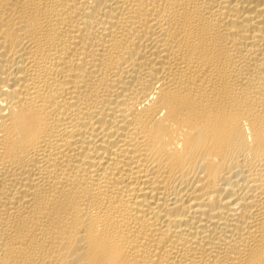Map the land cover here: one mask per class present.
Returning <instances> with one entry per match:
<instances>
[{
    "label": "bare ground",
    "instance_id": "bare-ground-1",
    "mask_svg": "<svg viewBox=\"0 0 264 264\" xmlns=\"http://www.w3.org/2000/svg\"><path fill=\"white\" fill-rule=\"evenodd\" d=\"M0 264H264V0H0Z\"/></svg>",
    "mask_w": 264,
    "mask_h": 264
}]
</instances>
